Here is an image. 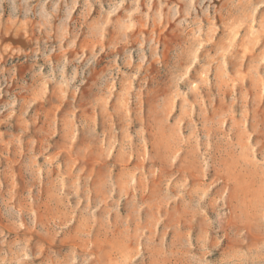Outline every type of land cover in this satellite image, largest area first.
<instances>
[{"label":"rangeland","instance_id":"rangeland-1","mask_svg":"<svg viewBox=\"0 0 264 264\" xmlns=\"http://www.w3.org/2000/svg\"><path fill=\"white\" fill-rule=\"evenodd\" d=\"M0 264H264V0H0Z\"/></svg>","mask_w":264,"mask_h":264}]
</instances>
